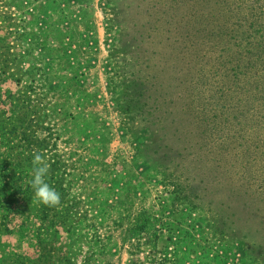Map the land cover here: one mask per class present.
Returning <instances> with one entry per match:
<instances>
[{"label":"rangeland","instance_id":"374dc122","mask_svg":"<svg viewBox=\"0 0 264 264\" xmlns=\"http://www.w3.org/2000/svg\"><path fill=\"white\" fill-rule=\"evenodd\" d=\"M139 2L0 0V264H264L263 135L229 118L186 150L168 132L192 123L125 110ZM33 152L58 207L34 200Z\"/></svg>","mask_w":264,"mask_h":264},{"label":"trees","instance_id":"16d2710c","mask_svg":"<svg viewBox=\"0 0 264 264\" xmlns=\"http://www.w3.org/2000/svg\"><path fill=\"white\" fill-rule=\"evenodd\" d=\"M146 3L140 0L135 13L130 8L136 21L131 46L141 60L150 55V64L117 85L125 110L143 114L147 107L150 122L163 129L168 120L192 123V129L168 132L186 141V150H205L206 139L221 137L227 131L219 126L234 118L228 131L263 135L257 146L264 156V0H150V22L141 17ZM243 149L246 156L256 151L252 144ZM10 189L23 198L30 190Z\"/></svg>","mask_w":264,"mask_h":264},{"label":"clouds","instance_id":"9594fccd","mask_svg":"<svg viewBox=\"0 0 264 264\" xmlns=\"http://www.w3.org/2000/svg\"><path fill=\"white\" fill-rule=\"evenodd\" d=\"M31 179L29 184L34 192V200L48 207H58L61 202L60 193L46 181L50 165L42 153L33 152Z\"/></svg>","mask_w":264,"mask_h":264},{"label":"crops","instance_id":"0c3cea01","mask_svg":"<svg viewBox=\"0 0 264 264\" xmlns=\"http://www.w3.org/2000/svg\"><path fill=\"white\" fill-rule=\"evenodd\" d=\"M95 1H96V0H95ZM90 4L93 5L94 3H93V2H90ZM92 11H93L92 13H95V14H96V12H97V10H95L93 7H92Z\"/></svg>","mask_w":264,"mask_h":264}]
</instances>
